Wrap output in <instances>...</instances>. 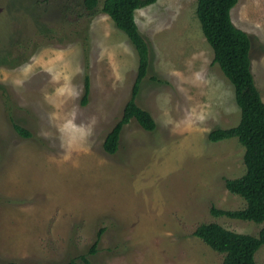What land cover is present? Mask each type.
Segmentation results:
<instances>
[{"label":"rangeland","instance_id":"rangeland-1","mask_svg":"<svg viewBox=\"0 0 264 264\" xmlns=\"http://www.w3.org/2000/svg\"><path fill=\"white\" fill-rule=\"evenodd\" d=\"M33 1L31 19V0H0L1 53L30 57L14 67L0 63V261L222 264L225 253L193 234L199 224L216 221L258 234L264 222L210 211L246 205L225 186V178L245 173V147L237 137L208 139L213 128L237 124L241 112L234 84L213 60L197 0H156L136 10L151 50L137 101L157 127L148 131L132 119L115 154L103 141L131 97L135 46L100 10L103 0L97 14L84 10L79 18L77 0ZM68 3L57 16L55 7ZM231 15L250 36L251 67L264 99V0H238ZM36 16L59 33L33 38L28 32L39 31ZM14 122L31 136L19 134ZM100 227L106 230L86 263L78 256ZM256 261L264 264V245Z\"/></svg>","mask_w":264,"mask_h":264},{"label":"trees","instance_id":"trees-1","mask_svg":"<svg viewBox=\"0 0 264 264\" xmlns=\"http://www.w3.org/2000/svg\"><path fill=\"white\" fill-rule=\"evenodd\" d=\"M81 4V11H77L75 18L87 14H97L99 0H77ZM76 1V2H77ZM156 0H103L101 11L109 14L115 25L127 34L138 53V70L132 94L126 102L121 118L114 124L106 134L103 141V148L110 154H115L120 146V137L123 128L132 119L148 131L157 127L156 119L152 112L137 101L141 82L147 76L151 61V50L149 43L141 32L136 19V10L147 6ZM238 0H197L196 15L200 22L202 32L214 52V62H217L225 75L234 84L235 99L240 108L241 116L237 124L229 127H215L208 133L210 141H219L231 137H237L238 141L245 147L244 161L246 171L239 177L225 178L227 189L243 197L246 205L238 209H224L216 206L211 207V214L214 216H228L252 220L258 223L264 222V99L259 91L254 73L251 67V39L249 34L238 27L232 20L231 9ZM34 1L31 0L28 14L33 19L37 15ZM75 3V0H74ZM23 5V4H22ZM64 7V8H63ZM67 5L56 6L55 10L62 15L69 9ZM20 9V7H19ZM56 12V11H55ZM74 12H68L71 16ZM71 23L70 20H65ZM77 21V20H76ZM39 31L28 32L33 35H44L54 38L60 29L50 28L48 23L44 26L38 22ZM36 26V25H35ZM63 27V26H62ZM69 32V31H68ZM75 31L72 30L74 33ZM77 32V30H76ZM30 45H33L30 43ZM35 47L33 48V51ZM17 55V54H16ZM15 56L12 50L0 51V63L18 66L26 62L30 57ZM153 79H157L155 76ZM90 93V78L85 75L84 93L82 102L88 101ZM16 131L22 136H31V131L18 122H14ZM1 157V155H0ZM105 227H100L93 242L86 252L79 254L78 258L89 263V255L97 252V246L102 238ZM214 250L225 253L222 264H257L256 252L264 245V225L258 234H248L231 230L221 223L203 222L193 232ZM0 264H20L17 261H4ZM62 264H76L72 258Z\"/></svg>","mask_w":264,"mask_h":264}]
</instances>
